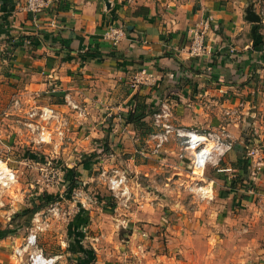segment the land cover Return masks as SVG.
<instances>
[{
  "label": "crops",
  "instance_id": "obj_1",
  "mask_svg": "<svg viewBox=\"0 0 264 264\" xmlns=\"http://www.w3.org/2000/svg\"><path fill=\"white\" fill-rule=\"evenodd\" d=\"M24 1L0 0V149H18L12 146L21 142L18 135L23 145L41 151L51 144L57 154L95 151L96 142H105L135 172L128 177L138 189L124 210L123 248L107 262L95 255L92 264H264V170L253 172L245 157V147L264 141V0H50L37 14ZM204 23L212 52L190 56L189 30ZM108 24L126 33L115 46L103 38ZM141 69L147 81L132 87ZM68 92L85 108L84 117L63 104ZM15 97L24 111L58 110L64 139L54 135L36 145L13 112ZM161 101L169 103L175 126L224 128L233 142L205 168L213 198L194 209L172 199L176 183L190 175L191 157H178L184 137L171 136L154 155L150 133L124 118L140 103L152 128L149 112ZM91 154L88 162L97 161ZM162 166L171 173L160 176ZM142 177L152 183L149 190ZM249 184L255 195L247 193Z\"/></svg>",
  "mask_w": 264,
  "mask_h": 264
},
{
  "label": "rangeland",
  "instance_id": "obj_2",
  "mask_svg": "<svg viewBox=\"0 0 264 264\" xmlns=\"http://www.w3.org/2000/svg\"><path fill=\"white\" fill-rule=\"evenodd\" d=\"M181 140L183 148L178 157L188 160L192 151L186 148L184 139ZM17 141L20 143H13L12 146H18V149H0V159L3 160L12 152L7 165L15 171L17 179L5 183L0 176V264L25 261L29 249L21 256L22 259L14 255V249L24 246L33 231L37 233L38 245L46 255L61 254L56 264H79L82 258L95 255L107 262L112 260V251H115V256L118 255L123 248L121 242L124 243L125 239L122 226L126 217L124 210L130 201L135 202L133 195L138 189L136 182H128L131 200L123 205L119 201L121 194L115 197L114 191L109 188L108 177L115 175L113 170H122L129 178L135 174L134 171H126L125 164L121 162L123 156L120 149L115 144L107 148L105 142L101 145L96 142L95 151H89L90 146L87 151H66L67 154H63L61 149V153L57 154L51 149V144L41 148V152L39 148H32V144L29 147L23 145V138L19 135ZM7 145L11 146L8 139ZM92 152L97 161L88 162V158L92 157L88 154ZM185 166L191 175L189 165L186 163ZM168 169V166H162L160 176L171 173ZM0 170H5L2 163ZM59 171L62 172V182H56ZM72 171L76 172L73 177L70 176ZM190 175H185L189 178L188 182L176 183L177 195L172 198L188 210L210 201L200 199L191 190L197 179ZM148 177L141 179L145 190L152 185ZM92 262L95 263V260L89 264Z\"/></svg>",
  "mask_w": 264,
  "mask_h": 264
},
{
  "label": "built area",
  "instance_id": "obj_3",
  "mask_svg": "<svg viewBox=\"0 0 264 264\" xmlns=\"http://www.w3.org/2000/svg\"><path fill=\"white\" fill-rule=\"evenodd\" d=\"M50 0H25L24 9L37 14L41 12L44 7L48 5ZM124 1V0H123ZM136 0H125L127 3L135 2ZM260 15L264 17V6L261 7ZM205 24L202 27L194 26L189 30V45L187 47L188 54L190 56H203L209 55L212 52L211 47L204 41V29ZM126 37L125 30L115 24H108L103 32V38L110 42L112 46L117 45L121 40ZM26 43L29 41L26 40ZM146 72L141 69L138 74L134 75L130 84L132 87L139 85L147 81ZM51 91H54L56 84L52 83ZM68 110L75 111L78 117H84L86 115L85 108L80 103L74 101L71 94L68 92L64 95V103ZM12 109L14 114L17 115L18 120L25 128H29L34 134V142L36 145L47 144L54 141V135H58L61 140L64 139L65 134L63 128H65V122L62 120V116L58 110L50 106H34L26 111L23 110V104L20 97H15L12 101ZM22 112V115L20 113ZM171 107L168 102L161 101L150 112L151 126L154 129L149 134L148 152L156 155L159 153L166 142L169 141L173 135L184 137L183 142L186 144V148L192 151V156L189 162V170L193 178L197 179L195 185L191 187V190L201 199L211 200L212 185L205 181L206 167L210 162L215 159H220L226 151L233 147V142L230 139V135L224 128L220 130H185L184 128L175 126L171 121ZM245 157L249 167L253 172L260 173L264 170V141L260 144L248 145L245 147ZM0 163L5 165V170H0L1 179L4 178V182L16 181L15 171L7 165V160L0 159ZM29 163V162H27ZM115 175L108 177L109 188L114 191L115 197L121 194L119 201L123 205L131 200V189L128 186V175L122 170H113ZM104 174V172L102 173ZM56 182H62V172H58ZM247 193L255 195V188L249 184ZM125 223V219H123ZM123 223V224H124ZM27 253L25 261L20 264H56V260L59 255H46L43 249L38 245V235L36 232H31L24 244V246L15 248L14 255L22 259L24 252Z\"/></svg>",
  "mask_w": 264,
  "mask_h": 264
},
{
  "label": "trees",
  "instance_id": "obj_4",
  "mask_svg": "<svg viewBox=\"0 0 264 264\" xmlns=\"http://www.w3.org/2000/svg\"><path fill=\"white\" fill-rule=\"evenodd\" d=\"M31 41L32 40H30V42ZM18 45H20V43H13V47H17ZM145 108H146V106L141 105L140 103H136V105L132 109H129L124 114V118H125L126 123H130V124H132L135 127H144L145 130H146L144 134H147V133H151L153 131V129L149 125L147 126L146 122L144 121V116L148 112V111L145 110ZM149 115H150V112H149ZM82 163H84V162L82 161ZM75 171L70 172L71 173V175H70L71 177H73L72 175H76V174H73V173H76ZM67 179L68 178H66V180ZM93 260H94V257L90 256L88 259H83L82 258L78 263L79 264H89L90 261H93Z\"/></svg>",
  "mask_w": 264,
  "mask_h": 264
},
{
  "label": "water",
  "instance_id": "obj_5",
  "mask_svg": "<svg viewBox=\"0 0 264 264\" xmlns=\"http://www.w3.org/2000/svg\"><path fill=\"white\" fill-rule=\"evenodd\" d=\"M252 19H255V20H257V19H259V17H258V16H256V17H253Z\"/></svg>",
  "mask_w": 264,
  "mask_h": 264
}]
</instances>
